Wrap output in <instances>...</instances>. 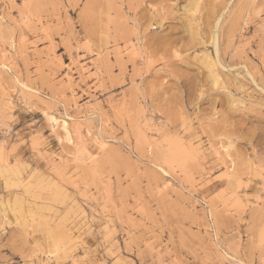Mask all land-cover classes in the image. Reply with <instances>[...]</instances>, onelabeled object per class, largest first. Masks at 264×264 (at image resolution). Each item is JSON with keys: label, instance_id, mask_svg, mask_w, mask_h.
<instances>
[{"label": "rangeland", "instance_id": "obj_1", "mask_svg": "<svg viewBox=\"0 0 264 264\" xmlns=\"http://www.w3.org/2000/svg\"><path fill=\"white\" fill-rule=\"evenodd\" d=\"M128 2L0 0V98L7 95L18 104V93L31 96L38 88L43 103L57 102L58 118H73L72 143H60L59 129L60 139L49 141L42 158L27 150L19 165L15 157L0 161V228L25 239L51 233L81 260L87 246L88 258L97 264H218L227 261L226 252L236 259L242 251L248 253L245 259L258 261L264 233L259 190H247L251 199L238 219L212 200L226 181L200 187L191 178L228 171L219 164L211 173L204 168L215 159L209 147L222 151L219 145L227 147V141L212 136L211 146L204 145L208 159L197 167L190 156L194 145L184 142L191 132L178 139L164 134L183 128L175 115H160L168 103H185L183 89L170 93L167 67L142 74L140 62L130 56L121 7ZM259 3L179 0L180 15L169 21L183 57L179 73L215 97L220 111L234 106L233 116L256 127L264 114ZM83 13L93 21L88 27L81 22ZM16 79L34 92L20 88ZM242 144L238 172L246 154ZM241 239L243 249L237 245ZM9 258L19 260L13 249H0V260Z\"/></svg>", "mask_w": 264, "mask_h": 264}, {"label": "snow or ice", "instance_id": "obj_2", "mask_svg": "<svg viewBox=\"0 0 264 264\" xmlns=\"http://www.w3.org/2000/svg\"><path fill=\"white\" fill-rule=\"evenodd\" d=\"M121 7L125 9L124 27L131 39L128 45L130 56L140 62L141 73L151 72L154 67L159 72L161 67H167L169 79L172 80L169 92L183 89L185 103L183 105L168 103L166 108L161 109L160 112L161 118L166 113L169 117L175 115L183 128L178 131L167 129L164 130V134L178 139L181 132L190 131L191 136L184 142L186 144L191 142L194 145L190 156L191 162L197 167L208 159L204 145L206 143L211 146L212 136H216L221 141H227V147H224L223 143L219 145L222 151L209 147L215 159L211 163H205L204 168L209 169L211 173L212 168L219 164L221 168L228 169V171L215 176L207 174L203 177L192 176L191 178L200 187L211 185L214 181H226V186L225 184L217 185L212 200L224 203L226 208L232 209L229 215L239 219L241 212L251 199L247 190L257 194L258 189V196L264 201V114H261L259 127L242 123L232 115L234 106L220 111L215 97L210 96L200 84L179 73L178 69L183 62V57L173 39L169 24L170 20L180 15L179 0H168L167 3L163 0H129ZM256 7L259 9L258 23L264 27V0H260ZM81 22L88 27L93 21L89 14L83 13ZM7 71L10 72L11 69ZM172 72H176V75L172 76ZM181 80H187L188 83H178ZM15 82L20 88L26 89L27 93L34 92L33 87L20 84L19 79ZM168 83V80H164V84ZM151 90L154 100L158 101L160 97L156 96L158 91L156 84H153ZM18 95L22 97L18 104L13 103L7 95L0 98V140H2L0 161H3L6 156L9 159L15 157L19 165L20 155L27 150L38 154V159L42 158L49 150V141L60 139L57 133L61 127L63 128L61 135L67 134L68 143H72L69 124L63 117L57 118V102L53 98H49L48 103H43V97L38 88L31 96L24 93H18ZM145 95H147V90H145ZM160 96H163V93ZM206 105L208 110H205ZM205 128L213 130L205 131ZM203 137H209V139L205 141ZM240 141H243L242 147L246 150V154L241 157V171L238 172L236 156L239 152ZM60 143H64L63 139H60ZM160 172L164 176L169 175L163 168ZM207 195H211V191ZM4 227H7V223ZM232 230L234 231V228ZM237 245L243 249V240L237 241ZM9 248L15 251L19 260L9 258L0 260V264H97L95 260L88 258L87 246H85V255L81 260L75 255L70 256L69 250L60 238L51 233H41L35 238L30 235L25 239L23 234L5 235L4 229L0 228V249ZM75 252L76 248H73L72 253ZM246 255H248L247 251H242L241 257L234 259L226 252L227 261L218 262V264H264V233L261 237L259 260L245 259ZM160 264H173V262L162 260Z\"/></svg>", "mask_w": 264, "mask_h": 264}, {"label": "bare ground", "instance_id": "obj_3", "mask_svg": "<svg viewBox=\"0 0 264 264\" xmlns=\"http://www.w3.org/2000/svg\"><path fill=\"white\" fill-rule=\"evenodd\" d=\"M217 47V46H216ZM217 49V48H216ZM216 52H217V50H216ZM217 55H218V52H217ZM217 57V56H216ZM218 59V58H217ZM219 62V61H218ZM5 67V66H4ZM215 67H216V65H215V63L212 61V60H210L209 62H208V68H209V71H210V76H213V78H214V81H215V83H217L218 81H219V79H220V77H219V75L217 74V71H215ZM6 69H9L7 66L5 67ZM218 87V86H217ZM69 117L70 116H67V118H65L64 120L69 124V134L71 135V139H72V135H73V133H72V131H71V123L69 122V120L71 121V120H73V118L72 117H70V119H69ZM58 118V117H57ZM59 119V118H58ZM60 131H61V133H63V128L61 127L60 128ZM61 139H63V141H65V142H67L68 143V135L67 134H65V135H61Z\"/></svg>", "mask_w": 264, "mask_h": 264}]
</instances>
